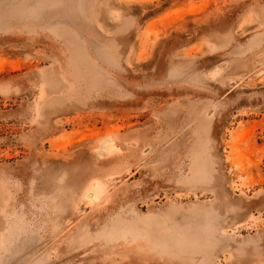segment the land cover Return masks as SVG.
<instances>
[{
    "label": "rangeland",
    "instance_id": "rangeland-1",
    "mask_svg": "<svg viewBox=\"0 0 264 264\" xmlns=\"http://www.w3.org/2000/svg\"><path fill=\"white\" fill-rule=\"evenodd\" d=\"M0 264H264V0H0Z\"/></svg>",
    "mask_w": 264,
    "mask_h": 264
},
{
    "label": "bare ground",
    "instance_id": "bare-ground-1",
    "mask_svg": "<svg viewBox=\"0 0 264 264\" xmlns=\"http://www.w3.org/2000/svg\"><path fill=\"white\" fill-rule=\"evenodd\" d=\"M89 192H90V191H89ZM89 192H88V193H89ZM92 192H93V191H92ZM95 192H96V191H95ZM95 192H93V194H94ZM87 197H88V196H87ZM94 198H96V196H95ZM89 199H91V198H89Z\"/></svg>",
    "mask_w": 264,
    "mask_h": 264
}]
</instances>
